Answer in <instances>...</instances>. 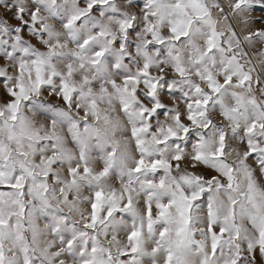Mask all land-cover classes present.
Wrapping results in <instances>:
<instances>
[{
  "label": "snow or ice",
  "instance_id": "6c2138e0",
  "mask_svg": "<svg viewBox=\"0 0 264 264\" xmlns=\"http://www.w3.org/2000/svg\"><path fill=\"white\" fill-rule=\"evenodd\" d=\"M0 264H264V0H0Z\"/></svg>",
  "mask_w": 264,
  "mask_h": 264
},
{
  "label": "clouds",
  "instance_id": "9594fccd",
  "mask_svg": "<svg viewBox=\"0 0 264 264\" xmlns=\"http://www.w3.org/2000/svg\"><path fill=\"white\" fill-rule=\"evenodd\" d=\"M117 114L120 115L121 118L124 120L125 130L120 134L122 137V141L118 148V154L121 157L122 163L117 164L113 168V173L117 178L111 179L109 181L110 185L114 187L120 185L121 183L118 177L121 174L122 167L131 168L133 166L134 160L139 156V153L136 148L135 140L131 136V125L127 122V118H125L122 113H117ZM107 151H111V149L100 148L95 143H93L90 148L91 155L95 159L100 160L101 163L103 162V158Z\"/></svg>",
  "mask_w": 264,
  "mask_h": 264
}]
</instances>
